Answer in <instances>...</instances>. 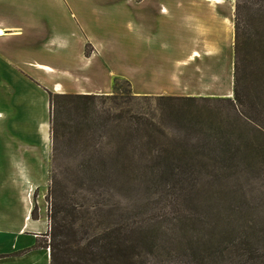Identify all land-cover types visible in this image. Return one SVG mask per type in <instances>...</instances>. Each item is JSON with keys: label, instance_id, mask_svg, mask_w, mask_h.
<instances>
[{"label": "rangeland", "instance_id": "374dc122", "mask_svg": "<svg viewBox=\"0 0 264 264\" xmlns=\"http://www.w3.org/2000/svg\"><path fill=\"white\" fill-rule=\"evenodd\" d=\"M102 1L29 0L31 28L46 26L45 39L52 33L57 38L64 33L74 43L85 40L76 61L61 60L64 67L75 68L76 72L60 79L62 92H54V77L46 79L43 85L31 78L34 84L43 87L46 96V132L33 130L31 136H23L29 144L19 142V136H0V186L7 190L13 184L15 139L18 152H30L32 165L30 172L19 174L22 180L16 193L25 197L33 220L45 221L47 235L55 222L69 228L72 251L68 257L72 263L90 264V251L99 248L96 264H130L123 252L127 246H133L135 264H264V97L257 95L251 65L241 69L240 74L243 106L234 101V70L230 75L225 69L222 85L217 79L218 87L210 93L168 91L144 96L134 90L132 81L117 77L111 79L110 93H92L91 87L98 85L99 78L91 72L87 74L86 67L91 61L80 59L82 54L86 58L94 54L89 39L102 44L105 53L100 50L99 58L106 59L113 70L126 74L136 67L131 41L134 32L124 25L131 19V11H122L124 14L120 16L111 7L103 18L99 13L107 8L102 7ZM234 3L236 6L237 0ZM248 5L243 17L250 23V33L254 40L264 38V0H251ZM36 49L40 62L57 65L53 49L45 52L42 44ZM132 78L135 79L134 75ZM176 78V89L187 87L185 78ZM101 80L100 84H106L105 78ZM14 84L20 93H26L24 98L36 96L35 86L32 92L33 86L23 79H14ZM82 87L90 89L79 92ZM228 89L232 95L223 96ZM56 95L113 98L100 97L86 103L58 99L54 111L52 99ZM161 97L174 101L159 100ZM226 98L233 100H220ZM80 106L82 111L96 106L102 118L108 115L114 128L110 132L116 134L122 129L120 136H139L138 122L142 119L149 126L154 122L158 130L170 137L166 146L176 157L172 167L182 174V180H162L160 173L151 176L152 172L145 169L150 176L147 180L120 181L117 170H125L126 166L109 158L114 142L102 138L94 144L89 123L79 131L75 129L79 117L75 110ZM39 111L35 112L25 101L18 113L30 116L34 112L38 115ZM29 125L31 130L35 129L34 121ZM108 141L111 144H105ZM135 154L132 177L142 172L139 168L135 171L139 149ZM95 156L107 159L100 164L94 161ZM97 169L105 171H100L99 180L94 182L91 175ZM3 199L0 211L4 209L1 205L8 204ZM95 235L102 239L98 244L92 240ZM50 242V236L40 239L43 247H49ZM90 245L96 247L92 249Z\"/></svg>", "mask_w": 264, "mask_h": 264}, {"label": "crops", "instance_id": "0c3cea01", "mask_svg": "<svg viewBox=\"0 0 264 264\" xmlns=\"http://www.w3.org/2000/svg\"><path fill=\"white\" fill-rule=\"evenodd\" d=\"M121 2L125 5H119ZM101 4L104 9L107 8L102 11L103 14L99 13L103 18L111 7L120 16L126 10L131 11V19L124 25L134 32L131 41L136 52V67L134 72L126 74L116 68L113 70L106 59L99 58L102 44L89 39L95 48L94 54L89 58L82 54L80 59L87 60L86 63L91 61L86 67L87 74L91 72L99 78L98 85L90 86L92 93H110L111 79L116 77L132 81L134 90L144 96L168 91L210 93L216 91L217 79L222 85L224 69L230 75L234 70V0H103ZM28 5L29 0H0V136H19V142L29 144V140L23 136H31L33 130L46 132L48 110L43 87L34 84L31 78L43 85L46 79L54 77V92H62L60 79L67 77L66 74L74 76L76 72L75 68L64 67L61 60L76 61L77 54L83 52L85 39L74 43L64 33L58 38L57 34L52 33L45 39L46 26L31 28ZM19 6L20 9L17 8ZM40 44L45 52L53 49L58 62L56 66L39 61L36 46ZM176 76L185 78L187 87L176 89ZM11 78L12 83L9 81ZM103 78L106 84L99 83ZM14 79H23L33 86L32 92L35 86L36 96L24 98L23 94L26 93L19 92ZM202 82L206 85H202ZM90 87L87 90L82 87L79 92H87ZM222 95L230 97L232 91L225 90ZM25 101L32 109L35 108V112L40 110L39 114H19L18 110ZM31 121L35 123L32 130L29 125ZM12 147L15 152L11 168L13 184L7 190L0 186L4 198L2 202H8L1 205L4 209L0 211V264H51L50 250L40 245V239L48 238L45 221L42 218L32 219L25 197L18 196L15 190L21 185L19 174L31 170V154L23 150L18 152L15 139ZM37 166L40 170V166Z\"/></svg>", "mask_w": 264, "mask_h": 264}, {"label": "trees", "instance_id": "16d2710c", "mask_svg": "<svg viewBox=\"0 0 264 264\" xmlns=\"http://www.w3.org/2000/svg\"><path fill=\"white\" fill-rule=\"evenodd\" d=\"M251 0H237L236 3V17H235V61H234V88L233 95L234 101L240 103L243 106L240 99V83L243 79L241 74V69L244 67L247 68V65L250 64L253 69L252 74L255 76L256 88L258 89L257 95L259 98L264 97V38H259L254 40V36L250 33L248 20L243 17V13L248 8V4H250ZM264 35V33H263ZM100 97L113 98V96H89V95H77V96H68V95H56L52 99V103L54 104V111L56 102L58 99L69 100L72 103H83L86 100H95ZM174 101V99L170 98H159V100ZM187 100H194V98H187ZM224 101L231 102V98L220 99ZM86 103V102H85ZM84 103V104H85ZM77 116L76 119L77 125L75 129H81V126L89 123V128H91V132L94 134L92 137L93 143H97V140H102V138L110 139L109 141L114 142V151L109 152L110 159H118L125 164V170H117L116 177H120V181L122 182H130V180H147L148 172L145 169H149L151 176H156L160 173L161 179H170L177 178L179 181L182 180L180 173H176L174 168L172 167L176 157L172 154V151L168 150L167 144H169V136H166L164 132L158 130L157 126L154 125V122L150 123V126L146 124L145 120L142 119L139 121V125L141 129L137 128V133L139 136H120L122 129L118 131V133L113 134L111 124L109 123V119L106 117L100 116L97 113L96 106H92L89 108L78 107L76 110ZM55 115V113H54ZM55 121L53 122V129L55 134ZM110 130H112L110 132ZM79 131V130H78ZM99 133V134H98ZM97 134V135H96ZM132 135V133H129ZM115 135V136H114ZM57 136L55 137V140ZM106 142L105 144L109 145L111 143ZM139 149V156L137 161V168L140 173L134 174L132 177L131 168L135 165V152ZM115 153V154H114ZM114 154V155H113ZM106 157L95 156L94 161L100 162L103 164L106 161ZM93 160V159H92ZM93 161V162H94ZM136 166V165H135ZM130 169L128 171V169ZM100 171H105V169L100 170L97 169L94 172V175H91L92 181H98L100 178ZM126 171V172H125ZM134 171V172H135ZM121 172V174H119ZM93 174V173H91ZM119 174V176H118ZM190 176L191 174L188 173ZM119 179V178H118ZM151 180V179H148ZM56 224L52 226V232L48 236L51 237V242L49 247H46L50 250L51 254V264H70L72 263V258L68 257L69 252L72 251L70 248V240H69V228L65 224H60L55 222ZM100 236L95 235L92 240L95 244L101 242ZM105 239V238H104ZM104 241V240H103ZM92 249L96 246H92ZM101 248V247H100ZM126 252L124 251V258L127 259V262L131 261L130 264L134 263V247L127 246ZM99 248L95 250H91L88 260L90 264H96L99 256V252H97ZM119 251V249H117ZM77 262H73L72 264H76Z\"/></svg>", "mask_w": 264, "mask_h": 264}]
</instances>
